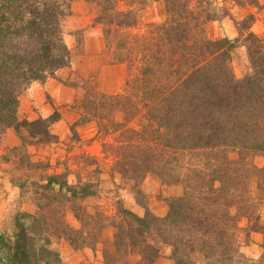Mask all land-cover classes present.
<instances>
[{
	"label": "rangeland",
	"instance_id": "rangeland-1",
	"mask_svg": "<svg viewBox=\"0 0 264 264\" xmlns=\"http://www.w3.org/2000/svg\"><path fill=\"white\" fill-rule=\"evenodd\" d=\"M179 7L213 14L206 21L204 33L211 41L226 40L233 44L228 50L226 64L234 80L240 81L252 74L253 63H262L264 0H116L115 9L131 10L136 21L132 27L110 29L109 34L105 33L106 24L95 22L101 14L97 3L73 0L68 15L61 21L69 63L58 69V75L54 74L53 78L64 83L68 80L77 83L65 85L77 88L78 96L60 105H52L45 96V103L51 107L47 117L54 112L59 116L48 126L51 138L33 135L25 127L19 134L10 128L16 137V145H9L11 142L3 137L8 128L0 135V264H9L11 256L6 244L15 241L18 225L30 220V216L38 215L44 216L47 222L44 226L45 236L49 239L47 248L58 253L62 264L148 263L141 259L140 249L115 247L118 227L125 230L135 227L126 212L138 217L145 213L158 219L165 217L169 200L181 196L184 190V185L173 179L188 175V169L195 166L197 158L200 156L198 159L203 162L211 151H198L194 155L188 151L166 150L162 144L152 147L146 138L148 129H152V121L150 113L145 116V105L147 100L154 101L156 93L151 95V92L159 91L161 84H141L139 77L143 65L138 56L125 63L111 60L116 52L113 47L115 35L119 39L126 38V42L142 37L151 29L148 25L167 20L168 8L178 12ZM174 17L180 22L187 19L180 14ZM215 50L216 46L211 47L212 52ZM98 52L105 63L125 67V84L116 93H103L100 87L107 92L113 88L109 84H97L92 77H82L93 66L87 58ZM215 56L216 53L208 54L205 60ZM159 77L158 74L152 80ZM127 80L130 82L126 84ZM173 82L171 79L163 85L168 87ZM142 87L149 90L148 98ZM126 95V99L119 100ZM38 118L41 117L32 115L31 119L21 118L20 121ZM224 153L228 160L237 158L235 150ZM247 159L257 168L264 166V155L250 154ZM167 161L175 170L168 169ZM53 175H58L59 180L69 186H85L91 194L76 200L64 193L59 196L53 190V183L46 187L49 176ZM259 197L262 200L254 201L250 208L253 218L234 206L228 207L229 213L236 217L230 252L221 255L224 252L221 251L218 256L198 251L188 253L183 259L185 264H264V196ZM53 212L61 216L65 230L75 244L65 237H53ZM143 240L145 245L157 249L152 264H175L171 246L157 230L145 231Z\"/></svg>",
	"mask_w": 264,
	"mask_h": 264
},
{
	"label": "trees",
	"instance_id": "trees-1",
	"mask_svg": "<svg viewBox=\"0 0 264 264\" xmlns=\"http://www.w3.org/2000/svg\"><path fill=\"white\" fill-rule=\"evenodd\" d=\"M72 1L0 0V135L7 128L19 134L25 127L33 135L52 137L47 129L59 119L57 112L45 119L20 121L17 107L27 86L45 81L68 65L69 51L61 21L68 15ZM86 1L100 6L101 14L95 22L106 24L107 34L110 29L135 25L134 13L117 11L116 0ZM168 11L167 20L148 25L151 29L142 37L126 42V38L115 35L116 52L111 61L125 63L138 56L143 65L141 84H161L159 91L151 92L156 93L154 101L147 100L145 105V116L150 113L152 121L146 138L152 147L162 144L173 152L211 153L201 154L205 155L203 162L196 156L188 175L173 179L182 183L184 190L181 196L169 200L165 217L158 219L149 213L138 217L126 212L135 227L128 230L118 227L115 247L142 250L141 259L147 260V264H152L157 255V249L144 244V233L150 228L157 230L171 246L175 264H185L183 259L188 253L197 251L215 256L221 251H224L221 255L230 252L236 217L229 213L228 207L234 206L253 218L250 208L262 200L259 195L264 196V166L257 168L247 159L250 154L264 155V55L260 52L261 64H254L251 55L252 74L234 80L226 64L233 44L226 40L211 41L204 33L206 21L213 14L185 7H179L178 12L173 8ZM179 14L187 19L180 22L174 17ZM214 46L216 50L212 52ZM211 53L216 56L205 60ZM158 74L157 81L152 80ZM162 78L174 82L165 87ZM142 89L148 98L149 90ZM229 149L236 151V159L228 160L224 152ZM165 163L169 170H175L170 168V162ZM47 182L46 187L53 183L59 196L64 193L76 200L91 194L85 186L77 188L60 181L58 175L49 176ZM45 225L42 215L30 216V220L18 225L15 241L6 244L12 258L7 257L9 264H62L58 253L47 248ZM68 235L61 216L53 212V237H65L75 244Z\"/></svg>",
	"mask_w": 264,
	"mask_h": 264
},
{
	"label": "crops",
	"instance_id": "crops-1",
	"mask_svg": "<svg viewBox=\"0 0 264 264\" xmlns=\"http://www.w3.org/2000/svg\"><path fill=\"white\" fill-rule=\"evenodd\" d=\"M88 61L93 62L91 69L87 71V74L82 77H92L97 84H109V87L113 88V91L107 92L104 88L99 89L103 93H116V90L122 88L125 84V67L123 64H107L105 63L103 56L98 52L96 56H89ZM57 76V71L55 72ZM64 80V78H62ZM67 81V80H66ZM70 81V82H69ZM73 82V81H72ZM65 84H77L75 82L68 83L48 77L43 82H33L25 90L19 100V107L17 108V118L31 119L32 115L36 117L45 118L50 113V105L45 103V96H48L52 105H60L65 102L74 100L79 93V90L75 87L67 86ZM65 99V100H64ZM26 107H29V109ZM36 109V111H33ZM3 137L11 142L9 145H16L17 140L14 137L13 131L8 128Z\"/></svg>",
	"mask_w": 264,
	"mask_h": 264
}]
</instances>
